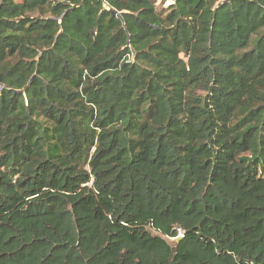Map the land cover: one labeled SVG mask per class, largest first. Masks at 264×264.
Returning <instances> with one entry per match:
<instances>
[{
	"label": "trees",
	"instance_id": "obj_1",
	"mask_svg": "<svg viewBox=\"0 0 264 264\" xmlns=\"http://www.w3.org/2000/svg\"><path fill=\"white\" fill-rule=\"evenodd\" d=\"M156 2L0 0V264H264V0Z\"/></svg>",
	"mask_w": 264,
	"mask_h": 264
},
{
	"label": "rangeland",
	"instance_id": "obj_2",
	"mask_svg": "<svg viewBox=\"0 0 264 264\" xmlns=\"http://www.w3.org/2000/svg\"><path fill=\"white\" fill-rule=\"evenodd\" d=\"M174 2V0H157L156 5L159 11L161 10H168L169 6ZM34 17L39 16V12H35L32 14ZM45 17V16H44ZM171 241H174V239H172Z\"/></svg>",
	"mask_w": 264,
	"mask_h": 264
},
{
	"label": "water",
	"instance_id": "obj_3",
	"mask_svg": "<svg viewBox=\"0 0 264 264\" xmlns=\"http://www.w3.org/2000/svg\"><path fill=\"white\" fill-rule=\"evenodd\" d=\"M181 236L177 238V240H180ZM173 251H176V247H173Z\"/></svg>",
	"mask_w": 264,
	"mask_h": 264
},
{
	"label": "clouds",
	"instance_id": "obj_4",
	"mask_svg": "<svg viewBox=\"0 0 264 264\" xmlns=\"http://www.w3.org/2000/svg\"><path fill=\"white\" fill-rule=\"evenodd\" d=\"M181 236V235H180Z\"/></svg>",
	"mask_w": 264,
	"mask_h": 264
}]
</instances>
